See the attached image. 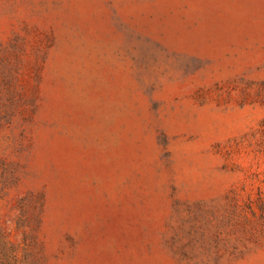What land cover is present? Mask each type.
Instances as JSON below:
<instances>
[{
	"label": "rangeland",
	"instance_id": "374dc122",
	"mask_svg": "<svg viewBox=\"0 0 264 264\" xmlns=\"http://www.w3.org/2000/svg\"><path fill=\"white\" fill-rule=\"evenodd\" d=\"M0 264H264V0H0Z\"/></svg>",
	"mask_w": 264,
	"mask_h": 264
}]
</instances>
